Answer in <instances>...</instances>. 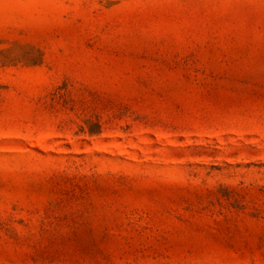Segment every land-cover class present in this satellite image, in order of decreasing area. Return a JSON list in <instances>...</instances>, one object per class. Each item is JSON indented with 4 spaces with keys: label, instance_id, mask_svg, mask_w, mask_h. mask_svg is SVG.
I'll use <instances>...</instances> for the list:
<instances>
[{
    "label": "rangeland",
    "instance_id": "obj_1",
    "mask_svg": "<svg viewBox=\"0 0 264 264\" xmlns=\"http://www.w3.org/2000/svg\"><path fill=\"white\" fill-rule=\"evenodd\" d=\"M0 264H264V0H0Z\"/></svg>",
    "mask_w": 264,
    "mask_h": 264
}]
</instances>
